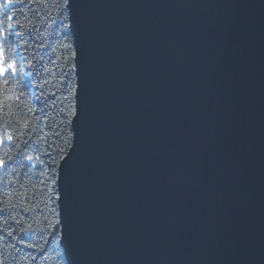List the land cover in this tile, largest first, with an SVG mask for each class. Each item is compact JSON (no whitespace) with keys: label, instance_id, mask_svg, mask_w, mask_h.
<instances>
[{"label":"water","instance_id":"1","mask_svg":"<svg viewBox=\"0 0 264 264\" xmlns=\"http://www.w3.org/2000/svg\"><path fill=\"white\" fill-rule=\"evenodd\" d=\"M67 264H264V0H68Z\"/></svg>","mask_w":264,"mask_h":264},{"label":"trees","instance_id":"2","mask_svg":"<svg viewBox=\"0 0 264 264\" xmlns=\"http://www.w3.org/2000/svg\"><path fill=\"white\" fill-rule=\"evenodd\" d=\"M67 3L0 0V44L16 65L0 77V264H67L57 191L76 110Z\"/></svg>","mask_w":264,"mask_h":264},{"label":"snow or ice","instance_id":"3","mask_svg":"<svg viewBox=\"0 0 264 264\" xmlns=\"http://www.w3.org/2000/svg\"><path fill=\"white\" fill-rule=\"evenodd\" d=\"M2 35H3V33L0 32V36H2ZM9 70H11L13 74H15V72H16L15 62L12 60H8L6 62L5 53L3 50V45L0 44V77H4L9 72ZM9 139H11V137H9Z\"/></svg>","mask_w":264,"mask_h":264}]
</instances>
